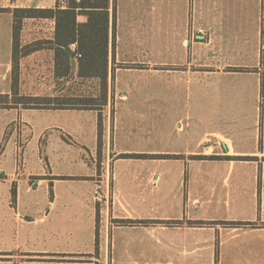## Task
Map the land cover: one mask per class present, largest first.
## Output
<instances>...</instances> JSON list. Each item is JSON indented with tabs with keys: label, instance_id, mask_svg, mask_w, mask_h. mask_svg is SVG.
<instances>
[{
	"label": "crops",
	"instance_id": "1",
	"mask_svg": "<svg viewBox=\"0 0 264 264\" xmlns=\"http://www.w3.org/2000/svg\"><path fill=\"white\" fill-rule=\"evenodd\" d=\"M58 1L0 0L1 79L7 9ZM112 2L103 102L62 103L100 81L77 73L92 91L63 94L48 46L20 77L49 67L54 83L18 96L58 100L26 106L0 82V264H264V0ZM54 35L26 19L21 42Z\"/></svg>",
	"mask_w": 264,
	"mask_h": 264
},
{
	"label": "trees",
	"instance_id": "2",
	"mask_svg": "<svg viewBox=\"0 0 264 264\" xmlns=\"http://www.w3.org/2000/svg\"><path fill=\"white\" fill-rule=\"evenodd\" d=\"M54 8H14L7 9L13 14L12 25V91L14 102L26 106L43 107L59 98L41 96H18L21 59L46 46L55 51V75L68 77L71 73V58L66 52L70 51L77 59L78 76L82 78H97L100 81L104 97L109 66L110 28L113 36L115 28V6L112 0H65L67 7L59 5ZM112 9V12H111ZM6 11V10H4ZM83 17L85 21H81ZM49 18L55 20V35L53 40H40L29 44H22L21 32L26 19ZM76 45L72 50V45ZM4 103L9 102L8 95H1ZM62 103H78L96 101L94 98H63ZM3 104V103H0ZM102 139L100 125L99 140ZM145 157L146 155H140Z\"/></svg>",
	"mask_w": 264,
	"mask_h": 264
},
{
	"label": "rangeland",
	"instance_id": "3",
	"mask_svg": "<svg viewBox=\"0 0 264 264\" xmlns=\"http://www.w3.org/2000/svg\"><path fill=\"white\" fill-rule=\"evenodd\" d=\"M9 30H10V18L8 15H0V73L5 69V66L2 67V63L5 62V60L8 58L9 54ZM77 59L76 61L73 62V70L70 73L67 79H64L63 82L59 83V86H62L63 94H84L85 96L89 95L90 89L87 88V84H82L83 79H78L75 76L77 75ZM36 71L30 72L29 70L26 69L25 74L20 77L22 82V85L24 87V90L26 93L29 92H43L44 89H46L49 85H52L54 83V78L49 73L50 69L49 67H45L40 69L39 67L35 68ZM3 80V78H0V82H7V80H10L11 75L9 76V79ZM94 80H98L97 78ZM69 81V83H67ZM64 83V84H63ZM103 89L99 90H94L96 94V101H93V103H101L103 102V95H102ZM104 92V91H103ZM14 99V97H12ZM12 99V100H13ZM2 99L0 98V103L2 102ZM14 101V100H13ZM2 105V104H1ZM103 219L102 216L99 218V224H98V239L99 242H110L113 241V231L112 229H109V224L108 230H106V224L104 222H100V220ZM114 224L119 223V221L113 220ZM104 225V226H102ZM113 243V242H112ZM109 244V243H108ZM101 252H104V250H101ZM107 251L111 252V257H114L113 254V248L107 249ZM115 253V252H114ZM116 257V256H115Z\"/></svg>",
	"mask_w": 264,
	"mask_h": 264
},
{
	"label": "built area",
	"instance_id": "4",
	"mask_svg": "<svg viewBox=\"0 0 264 264\" xmlns=\"http://www.w3.org/2000/svg\"><path fill=\"white\" fill-rule=\"evenodd\" d=\"M59 5L61 7H63V8H65V7H67V2L65 0H61L60 3H59ZM96 198H97V200H101V198L98 196V194H96ZM107 225L108 224H106V226H105L106 227V230H108V226ZM102 226H104V225H102Z\"/></svg>",
	"mask_w": 264,
	"mask_h": 264
},
{
	"label": "water",
	"instance_id": "5",
	"mask_svg": "<svg viewBox=\"0 0 264 264\" xmlns=\"http://www.w3.org/2000/svg\"><path fill=\"white\" fill-rule=\"evenodd\" d=\"M66 52L71 56V53H70V51L68 49H66Z\"/></svg>",
	"mask_w": 264,
	"mask_h": 264
}]
</instances>
